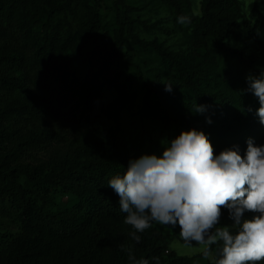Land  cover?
Returning a JSON list of instances; mask_svg holds the SVG:
<instances>
[{
	"label": "trees",
	"instance_id": "1",
	"mask_svg": "<svg viewBox=\"0 0 264 264\" xmlns=\"http://www.w3.org/2000/svg\"><path fill=\"white\" fill-rule=\"evenodd\" d=\"M161 1L175 21L192 17L184 50L143 39L140 30L152 28L127 0H115L111 20L94 0H0V224L11 219L18 227L0 240V264H129L120 245L137 259L211 264L203 254L171 251L173 237L156 222L132 241L108 181L130 159L162 155L148 123L162 129L167 145L184 130H203L215 154L233 145L243 153L249 138L264 144L259 100L246 91L248 75L264 67L229 44L251 26L240 0H201L199 14L190 0ZM262 3L255 1L253 17L262 19ZM161 78L171 92L159 90ZM135 81L144 94L138 139L126 126ZM228 87L236 91L232 107ZM111 91L116 98L107 102ZM53 144L47 160L27 162L31 151ZM55 193L69 201L53 210ZM231 223L222 209L221 224Z\"/></svg>",
	"mask_w": 264,
	"mask_h": 264
},
{
	"label": "clouds",
	"instance_id": "2",
	"mask_svg": "<svg viewBox=\"0 0 264 264\" xmlns=\"http://www.w3.org/2000/svg\"><path fill=\"white\" fill-rule=\"evenodd\" d=\"M177 23L190 25L192 17L180 15ZM247 92L258 98L256 110L264 125V71L247 77ZM165 91L173 90L164 84ZM205 105L197 113L203 114ZM207 123H213L207 118ZM214 153L209 134L192 128L182 131L165 146L162 155L143 154L130 159L123 175L108 186L119 196L128 234L140 243L153 222L175 229L188 247L198 250L211 264H257L264 260V144L247 141ZM226 209L230 225L221 224ZM252 215H246V214ZM215 246V247H214ZM129 264H161L160 257L137 259L132 247L120 245ZM215 253V254H214Z\"/></svg>",
	"mask_w": 264,
	"mask_h": 264
},
{
	"label": "rangeland",
	"instance_id": "3",
	"mask_svg": "<svg viewBox=\"0 0 264 264\" xmlns=\"http://www.w3.org/2000/svg\"><path fill=\"white\" fill-rule=\"evenodd\" d=\"M245 8L247 14L246 22H250L251 26H247L246 23L242 25L240 29V35L237 39H233L229 42L234 48L243 50L248 55H254L258 57L264 67V4H261L260 10L262 14V19L259 16H252L256 0H240ZM98 9L107 17V20L112 19V9L115 0H94ZM192 8L195 14H199L200 2L201 0H190ZM127 3L137 9L139 12L136 14L137 18L147 23V27L152 28V33L147 32V30L141 29L140 34L143 39L153 41L158 39V41L163 44L166 48L173 51L184 50L188 46L187 32L185 25L178 24L174 20L171 10L166 7L161 0H127ZM154 27V28H153ZM147 76L152 78L153 76L148 68H144ZM168 78H161L157 80L159 90L165 91L164 84H170ZM166 93H169L166 91ZM226 93L230 100V106L232 107L233 101L236 97V91L233 87L226 88ZM107 102H110L116 98V93L111 91L107 95ZM144 94L140 90L138 83L135 81L132 87L131 93V105L128 108V113L126 115V126L128 133L133 138H139L141 129V109L143 104ZM146 129L152 134L155 140H158L163 147V150L167 144L164 142V136L162 135V129L159 126L148 123L145 124ZM59 146L58 144H53L48 149L41 148L33 150L27 156V162L33 164L47 160L50 152ZM51 209L56 210L63 207L69 200L66 196L55 193L52 196ZM156 226L164 234L173 237L174 241L170 246L171 251H175L179 256L182 257H194L196 255L202 254L198 250V246L188 247L184 244L181 239L179 232L180 228L177 226L172 229L168 226H163L156 223ZM18 233V227L11 219H2L0 224V240L2 237L15 235ZM215 254V253H214ZM210 261V259L205 258V262Z\"/></svg>",
	"mask_w": 264,
	"mask_h": 264
}]
</instances>
